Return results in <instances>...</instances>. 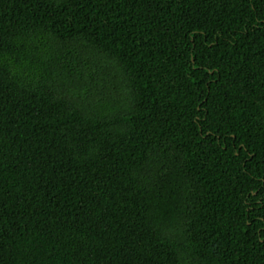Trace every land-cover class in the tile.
<instances>
[{
	"label": "trees",
	"instance_id": "16d2710c",
	"mask_svg": "<svg viewBox=\"0 0 264 264\" xmlns=\"http://www.w3.org/2000/svg\"><path fill=\"white\" fill-rule=\"evenodd\" d=\"M0 264H264V0H0Z\"/></svg>",
	"mask_w": 264,
	"mask_h": 264
}]
</instances>
